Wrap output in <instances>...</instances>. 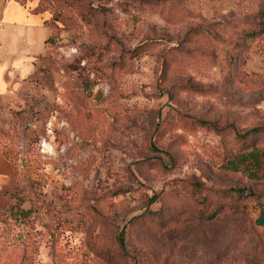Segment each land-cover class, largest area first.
Masks as SVG:
<instances>
[{"label":"rangeland","instance_id":"1","mask_svg":"<svg viewBox=\"0 0 264 264\" xmlns=\"http://www.w3.org/2000/svg\"><path fill=\"white\" fill-rule=\"evenodd\" d=\"M21 1L52 33L0 93V264H264V157L229 163L264 144V0Z\"/></svg>","mask_w":264,"mask_h":264},{"label":"crops","instance_id":"2","mask_svg":"<svg viewBox=\"0 0 264 264\" xmlns=\"http://www.w3.org/2000/svg\"><path fill=\"white\" fill-rule=\"evenodd\" d=\"M46 11L21 0H0V93L13 90L36 71L50 35Z\"/></svg>","mask_w":264,"mask_h":264},{"label":"trees","instance_id":"3","mask_svg":"<svg viewBox=\"0 0 264 264\" xmlns=\"http://www.w3.org/2000/svg\"><path fill=\"white\" fill-rule=\"evenodd\" d=\"M47 20H48V18L46 19V22H47ZM50 30L52 31L51 27H50ZM51 31H50V35L45 39L46 42L51 36V33H52ZM250 129L253 131L255 129H258V127H252ZM248 132H249V130H245V131L241 132V135H244L245 133H248ZM248 157H251L255 160L259 159L260 157H264V144H262L261 146L253 145L249 149L237 153L236 155H234L229 160V163L232 167L235 168L239 162H242L243 160H245ZM199 185H200V182L198 180H194L193 187H196V188H194V192H198ZM258 206H259V208H258V211H257L255 217H254L253 222L256 225L262 226V225H264V199L259 202ZM119 242L122 243L121 237H119Z\"/></svg>","mask_w":264,"mask_h":264}]
</instances>
